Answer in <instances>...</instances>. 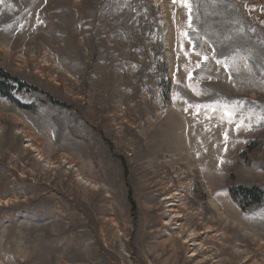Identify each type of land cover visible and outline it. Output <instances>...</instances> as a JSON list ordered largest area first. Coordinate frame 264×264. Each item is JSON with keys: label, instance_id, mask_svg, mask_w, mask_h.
<instances>
[{"label": "rangeland", "instance_id": "rangeland-1", "mask_svg": "<svg viewBox=\"0 0 264 264\" xmlns=\"http://www.w3.org/2000/svg\"><path fill=\"white\" fill-rule=\"evenodd\" d=\"M190 3L0 0V264H264V0Z\"/></svg>", "mask_w": 264, "mask_h": 264}, {"label": "trees", "instance_id": "trees-1", "mask_svg": "<svg viewBox=\"0 0 264 264\" xmlns=\"http://www.w3.org/2000/svg\"><path fill=\"white\" fill-rule=\"evenodd\" d=\"M22 83L17 81L12 76L8 75L6 72L0 69V96L4 97L8 101H13L14 98L11 95L12 91H20L22 90V87H24ZM47 98L49 101L53 102L54 104L62 106L61 103H58L57 101H53V99L47 95ZM229 197L232 201H236L238 197L240 199H243L245 202L246 208L248 206H255L260 204L264 199V194L258 189L255 188H236V190H229ZM128 200L131 203V209L134 211V204L131 200V189L128 188ZM245 206H241V210H245Z\"/></svg>", "mask_w": 264, "mask_h": 264}, {"label": "snow or ice", "instance_id": "snow-or-ice-1", "mask_svg": "<svg viewBox=\"0 0 264 264\" xmlns=\"http://www.w3.org/2000/svg\"><path fill=\"white\" fill-rule=\"evenodd\" d=\"M176 2H177V0H173V3H176ZM181 3L190 13L191 10H192L190 0H181ZM189 27H191V24H189ZM184 35L187 36V33H184ZM197 55H199V53H197ZM204 59L206 60L207 57H205ZM218 63H220V61H218ZM196 67L198 68L199 64H197ZM188 79H192L191 72H189ZM189 87H191V85H189ZM176 98H178V97H176ZM226 114L228 116V122L231 123L232 122L231 114L230 113H226ZM242 123L243 122H240V123L236 124L237 129H239L242 126ZM224 136H225V140H227V138H228L227 132L224 133Z\"/></svg>", "mask_w": 264, "mask_h": 264}, {"label": "bare ground", "instance_id": "bare-ground-1", "mask_svg": "<svg viewBox=\"0 0 264 264\" xmlns=\"http://www.w3.org/2000/svg\"><path fill=\"white\" fill-rule=\"evenodd\" d=\"M28 142V141H27ZM29 146H30V144H29ZM33 151H35V150H33ZM169 205V204H168ZM212 206V205H211ZM169 210V209H168ZM173 214V213H172ZM174 220V219H173ZM199 234V233H198ZM199 244V243H198ZM196 253H198V252H196ZM194 263V262H193Z\"/></svg>", "mask_w": 264, "mask_h": 264}, {"label": "built area", "instance_id": "built-area-1", "mask_svg": "<svg viewBox=\"0 0 264 264\" xmlns=\"http://www.w3.org/2000/svg\"><path fill=\"white\" fill-rule=\"evenodd\" d=\"M29 144V143H28Z\"/></svg>", "mask_w": 264, "mask_h": 264}]
</instances>
